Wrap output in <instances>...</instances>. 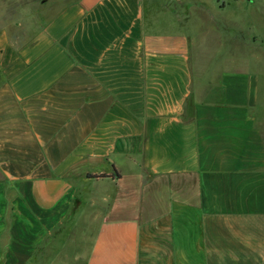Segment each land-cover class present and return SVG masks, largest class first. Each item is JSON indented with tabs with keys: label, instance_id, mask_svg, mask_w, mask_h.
<instances>
[{
	"label": "crops",
	"instance_id": "0c3cea01",
	"mask_svg": "<svg viewBox=\"0 0 264 264\" xmlns=\"http://www.w3.org/2000/svg\"><path fill=\"white\" fill-rule=\"evenodd\" d=\"M181 5L63 0L24 44L0 29V264H52L81 203L83 264H264V46L217 23L194 69Z\"/></svg>",
	"mask_w": 264,
	"mask_h": 264
},
{
	"label": "rangeland",
	"instance_id": "374dc122",
	"mask_svg": "<svg viewBox=\"0 0 264 264\" xmlns=\"http://www.w3.org/2000/svg\"><path fill=\"white\" fill-rule=\"evenodd\" d=\"M62 1L0 0V29L7 30L13 44H24L39 30L44 20L54 14ZM222 2L225 5L220 8L219 3ZM181 3L191 5V10L188 17L182 19L187 22L185 27L179 26L176 31L187 32L191 37L194 69L199 64L215 67L219 63L215 58L223 49L216 44L223 29L217 23L225 25V35L234 33L244 39L249 37L250 40L256 37L259 44L264 46V0H143L145 10L151 7L153 13H158L159 7L163 6L171 10L173 7L180 9ZM157 13V20L167 18V14ZM179 22H176L177 25ZM253 32H256L255 37ZM198 55L205 60L195 61ZM73 206L71 204L69 208L70 212H74H71L73 215L69 218L70 212L67 214L69 219L64 222L65 225L56 229L46 244L49 247L46 263L83 264L89 253L99 220L91 217L92 211L87 204L81 203L77 209Z\"/></svg>",
	"mask_w": 264,
	"mask_h": 264
},
{
	"label": "trees",
	"instance_id": "16d2710c",
	"mask_svg": "<svg viewBox=\"0 0 264 264\" xmlns=\"http://www.w3.org/2000/svg\"><path fill=\"white\" fill-rule=\"evenodd\" d=\"M98 176H104V175H98Z\"/></svg>",
	"mask_w": 264,
	"mask_h": 264
}]
</instances>
